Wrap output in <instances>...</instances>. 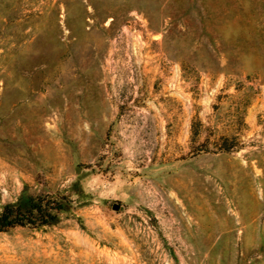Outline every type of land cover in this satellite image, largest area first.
<instances>
[{
    "label": "rangeland",
    "instance_id": "1",
    "mask_svg": "<svg viewBox=\"0 0 264 264\" xmlns=\"http://www.w3.org/2000/svg\"><path fill=\"white\" fill-rule=\"evenodd\" d=\"M32 198L66 209L0 264H264V0H0V213Z\"/></svg>",
    "mask_w": 264,
    "mask_h": 264
},
{
    "label": "trees",
    "instance_id": "2",
    "mask_svg": "<svg viewBox=\"0 0 264 264\" xmlns=\"http://www.w3.org/2000/svg\"><path fill=\"white\" fill-rule=\"evenodd\" d=\"M52 200L32 198L29 199L26 208L21 205L6 206L0 213V233L17 226L41 227L56 222L59 214L66 209V205L65 202L58 199Z\"/></svg>",
    "mask_w": 264,
    "mask_h": 264
},
{
    "label": "water",
    "instance_id": "3",
    "mask_svg": "<svg viewBox=\"0 0 264 264\" xmlns=\"http://www.w3.org/2000/svg\"><path fill=\"white\" fill-rule=\"evenodd\" d=\"M119 208H120V205H118V204L114 205V209L118 210Z\"/></svg>",
    "mask_w": 264,
    "mask_h": 264
}]
</instances>
